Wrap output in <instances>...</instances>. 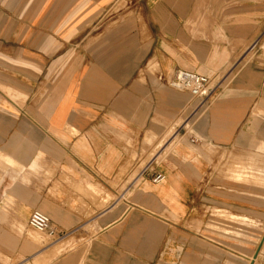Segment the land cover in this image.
Listing matches in <instances>:
<instances>
[{
    "label": "crops",
    "instance_id": "crops-1",
    "mask_svg": "<svg viewBox=\"0 0 264 264\" xmlns=\"http://www.w3.org/2000/svg\"><path fill=\"white\" fill-rule=\"evenodd\" d=\"M0 264H264L262 3L0 0Z\"/></svg>",
    "mask_w": 264,
    "mask_h": 264
},
{
    "label": "built area",
    "instance_id": "built-area-1",
    "mask_svg": "<svg viewBox=\"0 0 264 264\" xmlns=\"http://www.w3.org/2000/svg\"><path fill=\"white\" fill-rule=\"evenodd\" d=\"M256 44V43H255ZM168 84L181 90L188 91L194 98L199 100V107L207 105L213 96L215 87L211 86V77L196 71L178 69L169 79ZM165 178L163 173H155L152 180L154 182L163 181ZM31 227L40 232L55 234L51 219L48 215L41 211L32 213L29 219Z\"/></svg>",
    "mask_w": 264,
    "mask_h": 264
},
{
    "label": "rangeland",
    "instance_id": "rangeland-1",
    "mask_svg": "<svg viewBox=\"0 0 264 264\" xmlns=\"http://www.w3.org/2000/svg\"><path fill=\"white\" fill-rule=\"evenodd\" d=\"M255 1L261 2L262 5L264 6V0H255ZM253 54L254 52L251 50V52L247 56L243 57L242 60L238 63L236 69L233 71V74L236 72H240L244 67H246L249 63H251ZM207 210L209 211L208 213L210 214V219L212 220L210 221L209 226L213 230L221 229L215 221L219 219H225V210H221L215 207L208 208Z\"/></svg>",
    "mask_w": 264,
    "mask_h": 264
}]
</instances>
